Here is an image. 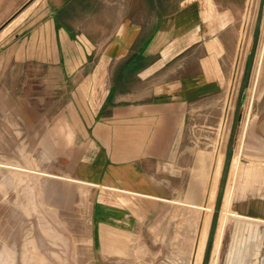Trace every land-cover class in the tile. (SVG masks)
I'll return each instance as SVG.
<instances>
[{"label": "crops", "instance_id": "0c3cea01", "mask_svg": "<svg viewBox=\"0 0 264 264\" xmlns=\"http://www.w3.org/2000/svg\"><path fill=\"white\" fill-rule=\"evenodd\" d=\"M253 3L0 0V101L63 99L60 130L87 149L71 176L90 186L91 264H202ZM248 86L213 248L221 223L262 220L264 41Z\"/></svg>", "mask_w": 264, "mask_h": 264}, {"label": "rangeland", "instance_id": "374dc122", "mask_svg": "<svg viewBox=\"0 0 264 264\" xmlns=\"http://www.w3.org/2000/svg\"><path fill=\"white\" fill-rule=\"evenodd\" d=\"M258 5L259 0H254L244 37L242 66L234 85L227 122L226 145ZM261 33L259 44L264 41V18ZM249 94L248 86L241 126L251 107ZM25 95L32 99L0 101V108L26 112V116H0V264H91L90 186L71 176L86 167L78 160L86 155L87 149L73 141V133L60 130L66 122L74 120L71 116L55 115L64 105L63 99L52 94L44 99L37 93ZM41 111L47 115H40ZM11 122H15V126ZM259 198L262 204L256 206L264 207V196ZM231 200L229 185L224 213ZM256 214L262 220L256 221L254 227H236L235 232L230 233V228L225 226L222 234L220 224L210 264H231L227 257L233 241L242 249V264H264V211ZM238 237H241L240 242Z\"/></svg>", "mask_w": 264, "mask_h": 264}, {"label": "water", "instance_id": "95a60500", "mask_svg": "<svg viewBox=\"0 0 264 264\" xmlns=\"http://www.w3.org/2000/svg\"><path fill=\"white\" fill-rule=\"evenodd\" d=\"M263 18H264V0H259L258 10H257L256 18H255L253 31H252L249 56H248L244 74H243L240 87H239L238 98H237L236 107L234 111V118H233L230 135H229V139L227 143L223 169H222V173H221V177H220V181L218 185L216 200H215L212 219H211V225L209 228L207 243H206L205 251L203 254L202 264H210V258H211V252L213 249L217 222L220 216L222 202H223L225 189L227 185V179L229 175V170H230L231 162L233 159L234 146H235V141H236V137L238 133L239 124H240L241 117H242V107H243L245 96H246V90L250 82L251 73L253 70L255 57L257 54V49H258L262 25H263Z\"/></svg>", "mask_w": 264, "mask_h": 264}, {"label": "bare ground", "instance_id": "6f19581e", "mask_svg": "<svg viewBox=\"0 0 264 264\" xmlns=\"http://www.w3.org/2000/svg\"><path fill=\"white\" fill-rule=\"evenodd\" d=\"M247 89H248V87H247ZM246 93H247V90H246ZM214 208V207H213ZM221 213V212H220Z\"/></svg>", "mask_w": 264, "mask_h": 264}]
</instances>
